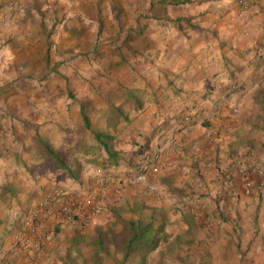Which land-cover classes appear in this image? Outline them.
<instances>
[{
    "label": "crops",
    "instance_id": "crops-1",
    "mask_svg": "<svg viewBox=\"0 0 264 264\" xmlns=\"http://www.w3.org/2000/svg\"><path fill=\"white\" fill-rule=\"evenodd\" d=\"M5 1L0 0V4L4 5ZM82 5L67 13L63 22L66 34L82 37L108 29L113 36L128 37L127 48L121 46L123 40L119 41L118 47L122 48L120 52H128L129 59L140 53L144 59L141 62L144 63V77L136 74L135 65L127 63L117 66H128L129 78L115 77L111 88L102 81L106 93L114 94V100L129 103L128 108V105L124 108H117L114 103L109 105L116 109L110 107L115 111L116 119L96 130L113 137L110 152L103 150V156L94 150L95 146L100 147L95 139L89 145L88 130H81L82 135L73 136L72 124L64 128L58 125L55 114L51 116L50 107L47 123L56 133L48 132V124L42 123L45 118L41 114L47 106L38 102L32 110L44 120L31 129L34 138L36 136L32 147L35 151L27 148L25 140L10 145L0 143V192H6L3 206L7 207H0V221L11 222L13 213L30 209L48 186L47 181L54 179V170L49 173L40 169L36 171L39 177L34 183L25 167L31 152H35L32 157H36V165L49 157L44 153L43 143H48L55 152L60 147L58 139L66 149L64 152L70 149V142L78 143L76 146L81 151H67L66 159L62 160L67 167L71 166L72 171L57 179L69 196L94 193L102 199L105 207L131 200L128 198L140 199L137 189L131 191V187L123 188L119 183L122 181L124 185L123 175L131 170L128 166L139 160L140 147L157 144L164 150L173 148L174 151H169L163 160L164 169L152 176L153 181L163 183L177 197H191L194 203L200 202L196 214L213 221L210 224L212 234L207 242L233 244L239 240L246 244L250 240L252 243L258 241L263 247L250 253L247 251L242 259L248 262L242 264H254L249 263L250 260L264 264V184L252 194L245 195L236 173L233 176L238 177L229 182L218 174V169L229 161V149L232 151L238 142L245 147L253 141L255 150L252 149L250 160L264 168V120L257 118L264 112L261 103L264 91L262 87L254 86L256 81L262 80L261 76L251 75L264 68V0H251L247 8L237 0H82ZM53 12L47 10L42 15L38 11H27L12 20H3L0 12V68L12 63L20 65L18 62H26L30 67L37 63L38 67L42 59L41 39L46 37L48 42L51 39L47 21L51 20ZM156 35H161L162 40ZM138 39L143 40V48L139 47ZM153 47L158 49L155 53ZM122 57L118 56V60ZM241 70L246 76L233 80ZM34 79L37 83V78ZM234 83L245 86L237 97L234 94L236 89H230ZM35 97L40 99L39 92ZM53 97L49 91L44 99ZM234 100L239 104L233 103ZM213 102L216 107L212 110ZM189 104L195 106L194 110L202 111L198 116L203 122L200 119L183 122L182 118L171 117L190 109ZM68 112L72 114L70 109ZM111 114L114 113L111 111ZM123 116L128 123L122 120ZM235 131L239 135L235 133V137L228 139L229 133ZM46 132L48 135L44 137ZM232 141L233 146L228 147ZM40 151L43 153L39 154ZM74 169L78 170L77 173ZM45 173H49L47 178L43 175ZM250 177L259 179L254 173ZM119 185L124 191L120 198L113 191ZM33 195L35 199L28 207ZM161 205L170 207L166 203ZM221 217L226 219L222 221ZM62 225L66 227L65 223ZM234 258L237 254L231 250L226 259L228 263L215 264H235Z\"/></svg>",
    "mask_w": 264,
    "mask_h": 264
},
{
    "label": "rangeland",
    "instance_id": "rangeland-1",
    "mask_svg": "<svg viewBox=\"0 0 264 264\" xmlns=\"http://www.w3.org/2000/svg\"><path fill=\"white\" fill-rule=\"evenodd\" d=\"M3 3L4 5L0 4L3 20H12L14 16L27 11H38L42 15L47 10L51 12L54 10L55 13L53 12L54 15L51 16V20L47 21L50 24L51 39L49 42L46 41V37L41 39L42 50L40 55L42 59L38 67L37 63H35L34 67H30L26 62L25 64L18 62L20 65H13L12 63L8 67L0 68V78H2L0 80L2 82L0 85V143L10 145L11 143L25 140L27 148H32L36 139V136L34 138L33 130H31L32 126L40 123V120H44L35 115L32 108H35L38 102H42L46 103L47 106V109L41 112L45 118L42 123H47L48 109L50 107L51 116L55 114L58 125L64 128V126L70 127L68 125L72 124L73 136L82 135L83 132L81 133V130H88L89 141H91L89 145H91L94 141L95 133L101 132L96 130H99L98 128L104 124H108L109 121L113 122L117 117L115 115L116 109L109 105L114 103L117 108L126 105H128L126 106L127 108L129 107L127 101L114 100L113 93H106L102 81L105 82V85H108L106 87L111 88L112 80L115 77L123 76L129 78L131 75L130 68L128 66L121 68L117 66L127 63V65H130V63L135 65V68H137L136 74L143 78L145 74L142 68L144 63H141L144 62L143 57L138 52L129 59L128 52L124 50L120 52L119 41L123 40L121 41V46L127 48L126 39L128 37L123 39L124 36H113L111 30L108 29H103L102 32L98 31L95 35L91 34L82 37L67 35L63 24L65 17L70 10L81 7L82 0H6ZM47 7L49 8L45 9ZM54 19L56 22H53ZM62 25L63 27H61ZM156 37L158 40H162L161 35H156ZM43 41L45 42L44 44ZM81 42H83L85 48H81ZM137 42L140 48L144 47L143 40L138 39ZM154 44L158 43L154 41ZM45 46H48L46 50ZM50 48L51 51L49 50ZM162 48L165 49L164 46ZM153 49L154 53L158 50L157 47H153ZM118 56L125 57L118 60ZM138 69L139 71L137 72ZM262 73H264V68L259 72H253L251 75L255 77L261 76L262 80L256 81L254 86L262 87L261 90L264 91V74L262 75ZM243 76H246V72L241 70L234 75L233 80ZM34 78H37V83ZM104 78L108 80L106 81ZM97 79L100 80L97 81ZM231 88L232 90L236 89L234 94L237 97L243 92L245 86L244 84L236 86V83H234ZM49 91H51V95L54 94V97L50 100H45L44 98ZM37 92H39L40 101L35 97ZM26 96H28L27 99ZM233 103L239 104L236 100ZM261 103L264 105V101H261ZM190 105L192 104L188 106L190 109L180 112L179 115L172 114L171 117L182 118L183 122H190L193 119H200L201 121L202 118L199 116H201L202 111L194 110L195 106ZM103 106L104 108H102ZM105 107L108 108L105 109ZM110 107L115 111L113 112ZM215 107L213 102L212 110ZM69 109L72 114L68 112ZM103 110L110 115H105ZM111 111L114 114H111ZM82 112L88 118L89 127L85 126ZM263 115L264 112L262 113ZM262 116L257 118L264 120ZM121 118L125 123H128L127 118L124 116ZM77 122H79V125ZM73 125L75 126L73 127ZM237 125L240 126L241 124ZM239 126L237 127L239 128ZM46 129L48 132L56 133L52 125L48 124ZM59 133L58 135L61 136L62 134ZM235 133L239 135L238 131L230 132L228 139L232 136L235 137ZM47 135V132L44 133V137ZM232 142L228 143L227 146H233L234 141ZM239 143H236L232 151L229 149V161L223 168L218 169V174H221L225 179V172L230 170V180H234L235 177L239 176L243 185V176L234 168V165L241 158L250 160V153L255 146L253 141L248 142L245 147ZM69 145L70 149H67V151H81V148L76 146L78 143L75 141L70 142ZM58 146L60 147L56 153L61 160L66 159L65 154L68 153L67 151L64 152L66 149L59 144V139ZM150 146L162 149L164 153L163 160L169 155V151H174L173 148L164 150L163 147L157 144L142 145L139 149V151L142 149L139 160L130 163L128 167L131 170L124 173L123 182L124 178L128 177L137 167L143 152ZM111 147L112 142L109 144V149ZM32 149L35 151V148ZM94 150H98L102 156L104 155L103 147L100 146L98 148L95 146ZM34 153L31 152L29 161L25 163L28 164L25 167L29 172V179L36 183L39 177V175H36V171H40V169L41 171L48 170L49 173L54 170L56 173L53 180L47 181L48 186L41 194L40 199L48 194L52 187H59L67 192L57 178L68 174L69 170L72 171L71 166L67 167L68 164L64 163L67 169L55 167L50 157L42 159L41 163L36 165V157H32ZM41 153L43 151H40L39 154ZM44 153L48 155L46 151ZM91 166L94 167L96 165L92 164ZM162 169H164V165L147 177L143 183L124 182V185H122V181L119 183L123 188L131 187V191L137 189L136 192L140 195V199L128 198L131 200L125 199L121 204L113 205L112 207H105L103 204L104 210L101 214L90 221H77L75 223L62 220L55 209H51L47 215L42 217L43 228H39L40 230L37 234L30 233L22 223V219L36 207L37 202L40 200L38 199L31 207L32 200L35 199L34 195L31 196L32 202L30 201V206H28L31 207L30 209L13 213L11 222L0 221V264H215L220 262L228 263L229 260L226 261V259L231 250L237 254V258L232 261L235 264H242L248 262V260L242 259L247 251L250 253L251 250H258L263 247V244H259L258 241L252 243L251 240L246 244L239 240L233 244L228 242H213L209 244L207 238L212 234L210 232V224L213 221H211L210 217L200 218L190 202H186V196L177 197L167 190L163 183L153 181L152 176ZM74 171L77 173L78 170L74 169ZM49 173L43 175H46L45 177L47 178ZM235 173L238 176H233ZM150 184L163 187L166 194L159 195L150 191L148 188ZM120 185L115 186L113 189L119 198L124 193ZM5 194L6 192H0V207H4ZM67 195L69 196L68 192ZM98 198L103 203L102 199ZM188 199L191 201V197ZM145 200L150 202L147 203ZM7 203L9 204V202ZM163 203L169 204L170 207H163L161 205ZM177 204L182 206L177 207ZM219 219L224 221L226 217ZM62 223H65L66 227ZM137 229L143 230L141 234L143 236L139 239L141 242L156 233L158 237L157 244L155 246H144L136 242L137 240L132 241ZM35 235L36 237H34ZM204 237H206V240ZM249 263L255 264L256 262L250 260Z\"/></svg>",
    "mask_w": 264,
    "mask_h": 264
},
{
    "label": "built area",
    "instance_id": "built-area-1",
    "mask_svg": "<svg viewBox=\"0 0 264 264\" xmlns=\"http://www.w3.org/2000/svg\"><path fill=\"white\" fill-rule=\"evenodd\" d=\"M238 3L247 8L251 0H237ZM251 154V153H250ZM164 153L156 146H150L143 152L137 167L124 178V182L143 183L147 177L157 171L163 165ZM234 168L243 176V193L250 195L254 190L259 189L264 184V168L253 163L252 160L241 158L235 162ZM258 175L259 179L254 180L250 173ZM230 170L225 172V180H230ZM150 191L159 195H165L166 191L159 185H148ZM190 198V197H188ZM194 210H200V202L194 203L190 199ZM51 209H55L62 220L75 223L77 221H90L104 210L103 203L95 194L86 196L69 197L67 192L59 187H52L48 194L42 197L28 215L22 219L23 226L32 234H37L39 228H43L42 217L47 215ZM36 237V235L34 236ZM36 239V238H35Z\"/></svg>",
    "mask_w": 264,
    "mask_h": 264
},
{
    "label": "trees",
    "instance_id": "trees-1",
    "mask_svg": "<svg viewBox=\"0 0 264 264\" xmlns=\"http://www.w3.org/2000/svg\"><path fill=\"white\" fill-rule=\"evenodd\" d=\"M82 119L85 123V126L89 127L88 118H87L86 114L83 112H82ZM94 139L97 141L98 145L103 147L105 152H110L109 151V144H110L111 140L113 139V137L109 133L97 132V133H95ZM43 146H44V149L47 152L48 156L53 161V164L55 167L67 169L64 162L60 159L58 154L49 146L48 143H43ZM137 232H139V233H137ZM142 233H143V230L140 231L139 229H137L136 232L134 233V237H132V241L137 240L136 242H139V244H142L144 246H155L157 244L158 237H157L156 233H154L152 237H147L146 239H144L141 242L139 239L142 238L141 237V236H143V235H141Z\"/></svg>",
    "mask_w": 264,
    "mask_h": 264
}]
</instances>
